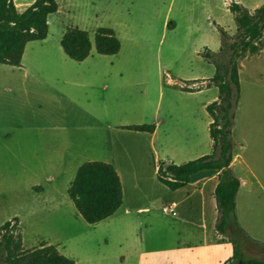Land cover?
Masks as SVG:
<instances>
[{"label": "rangeland", "instance_id": "rangeland-1", "mask_svg": "<svg viewBox=\"0 0 264 264\" xmlns=\"http://www.w3.org/2000/svg\"><path fill=\"white\" fill-rule=\"evenodd\" d=\"M59 1L63 4L64 0ZM227 2L229 5L237 2L247 9L264 5V0H102L96 3L72 0L69 10L67 4H63L62 14L53 17L51 31L56 36L68 28L79 27L90 33L96 47L99 28L119 29L123 38L120 62L151 64V72L164 65V92L160 90L159 78L153 77L151 101L157 104L161 100L165 114L169 106H182L186 102L179 89L182 79L193 75L210 78L216 74L215 65L204 59L203 52L207 48L214 52L221 49L222 34L218 25L231 34H238ZM166 20L173 22L169 31H165ZM240 73L241 94L235 111L233 141L238 158L237 174L245 176L248 185L240 193L238 216L247 233L264 244V53L243 60ZM218 96L219 89L213 87L197 97L198 103L204 105L197 129L198 149L211 153L210 117L205 104ZM133 103L141 105L143 100L134 97ZM192 130L187 123L179 133L169 121L160 131L161 140L170 138L167 146L157 142L156 148L148 144L138 152H131L133 156L136 154L137 163L124 174L125 204L113 220L90 225L75 209L68 220L55 224L51 215L15 214L18 201L0 197V227L15 217H23L26 229L33 236L46 232L76 264H203L202 261L227 264L233 256V245L230 236L217 232L215 207L208 206L209 229L201 226L200 214L194 216L195 226H190L188 216L181 211L182 206L174 215L165 212L178 198L159 181L157 166L169 159H183L176 156V148L189 144ZM123 136L129 146L143 142L139 137H128L129 134ZM117 154L121 151L117 150ZM102 156L101 153L95 159ZM248 166L257 179L245 173ZM7 189L8 186L0 182V191ZM142 208L149 210L139 213ZM37 218H44L42 224L35 225ZM208 238L212 245L209 253L205 249ZM241 246L246 257L264 260L263 247L245 242H241ZM34 248L24 246L25 250Z\"/></svg>", "mask_w": 264, "mask_h": 264}, {"label": "crops", "instance_id": "crops-1", "mask_svg": "<svg viewBox=\"0 0 264 264\" xmlns=\"http://www.w3.org/2000/svg\"><path fill=\"white\" fill-rule=\"evenodd\" d=\"M36 1L15 0V4L23 13ZM57 1L59 11L49 17L48 37L28 43L20 66L0 63V182L8 186L7 190L0 191V197L15 198L18 201V211L15 214L35 217L51 215L54 216L55 224L68 220L69 215L75 213L76 207L69 196V189L79 169L87 162H106L116 168L123 183L124 206V174L127 173V168H134L137 163L136 154L133 156L131 152H138L148 144L156 148L157 142H163L167 146L170 138L161 140L163 136H160V131L169 121L175 124L178 132L187 123H190L193 130L189 144L176 148V156L183 159H169L168 162L165 161L167 164H185L213 153L198 149L197 142L198 123L201 122L204 107L198 103L197 97L213 87L205 86L200 91L188 92L180 85V92L186 102L182 106H169L163 114L161 100L157 104L151 101V79L159 78L160 90L164 92V65H159L157 70L153 69L151 72V64L123 63L120 62V53L100 55L95 46L88 59L83 62L74 61L62 46L65 31L56 36L51 31L53 17L62 14L66 4V9L69 10L72 0H64V6ZM90 1L96 3L102 0ZM249 10L255 12L257 9ZM128 14L133 16L131 11ZM172 24V21L166 20L165 31H169ZM114 30L122 42L120 30ZM229 34L232 37L236 35ZM251 57L253 56L248 55L243 60ZM212 78L193 75L182 80L202 81L201 85H207V81ZM198 87L199 84L189 86L192 90ZM134 97L142 98L143 103H133ZM217 99L219 96L208 100L206 109ZM209 117L211 125L213 120L210 115ZM141 125H155L156 131L150 133L128 129L130 126ZM123 134H129L130 138L139 137V141L143 142L129 146L124 141ZM126 140L135 142L134 139ZM210 146L213 149V141ZM117 150L121 154H117ZM101 153L103 156L95 159ZM233 165L236 175L242 181L237 200L239 209L240 193L248 185V179L237 174V157ZM245 173L254 179L258 178L249 166ZM218 184L219 172L204 171L195 175L188 186L173 191L178 198L173 204H176V209L182 206L181 211L188 216L190 226H195L194 216L200 214V220H203L201 226L209 229L207 210L211 204L218 211L215 197ZM148 210L142 208L139 213ZM118 212L96 225L113 220ZM15 218L20 221L26 248L41 247L43 244L59 245L53 243L44 231L33 236L26 229L25 218ZM43 219L37 218L35 225L42 224ZM207 241L204 247L209 253L212 245L209 238Z\"/></svg>", "mask_w": 264, "mask_h": 264}, {"label": "trees", "instance_id": "trees-1", "mask_svg": "<svg viewBox=\"0 0 264 264\" xmlns=\"http://www.w3.org/2000/svg\"><path fill=\"white\" fill-rule=\"evenodd\" d=\"M229 9L238 26V34L232 37L219 26L223 39L220 51L207 48L203 52L204 59L215 65V76L207 81V85H201L202 81L180 82L188 92L200 91L205 86L219 89V99L207 106L213 120L210 125L213 153L180 165L162 162L157 166L158 179L171 191H177L188 186L201 172H219L215 191L219 212L216 229L219 235L230 236L233 245V256L227 264H264L263 259L246 257L241 246V242H245L264 248V244L254 240L240 223L237 200L242 181L235 174L233 165L236 158L233 127L241 94V61L248 55L255 56L264 51V5L251 12L232 2ZM58 11L57 0H37L23 13L18 10L15 0H0V63L20 66L28 43L48 37L49 17ZM95 45L100 55H117L122 49L116 31L106 27L97 30ZM62 46L77 62L88 59L93 50L90 33L79 27L67 29ZM192 84H199V87L192 90L189 88ZM128 129L154 133L156 126H130ZM69 196L83 219L96 225L114 216L123 206V183L112 164L87 162L79 169ZM0 264H76V261L64 255L56 245L43 244L25 250L20 221L15 218L0 228Z\"/></svg>", "mask_w": 264, "mask_h": 264}, {"label": "built area", "instance_id": "built-area-1", "mask_svg": "<svg viewBox=\"0 0 264 264\" xmlns=\"http://www.w3.org/2000/svg\"><path fill=\"white\" fill-rule=\"evenodd\" d=\"M166 211H167L168 214L174 215L176 213V204H173L172 206H170L169 208H167Z\"/></svg>", "mask_w": 264, "mask_h": 264}]
</instances>
